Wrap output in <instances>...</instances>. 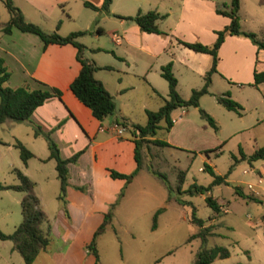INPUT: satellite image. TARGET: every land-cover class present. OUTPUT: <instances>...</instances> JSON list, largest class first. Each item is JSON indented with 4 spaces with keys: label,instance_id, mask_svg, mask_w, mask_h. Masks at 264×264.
Listing matches in <instances>:
<instances>
[{
    "label": "rangeland",
    "instance_id": "obj_1",
    "mask_svg": "<svg viewBox=\"0 0 264 264\" xmlns=\"http://www.w3.org/2000/svg\"><path fill=\"white\" fill-rule=\"evenodd\" d=\"M11 1L26 20L44 31L55 30L64 35L70 31L84 30L77 40L85 46V57H100L101 60L108 57L104 51L91 54L88 48L107 46L108 33L95 34L96 26L109 30L117 25V17L108 15L96 19L93 8L83 5L82 0ZM211 1L215 9L229 0ZM114 2L117 5L121 3L120 0H112L111 4ZM203 16L199 26L204 22V28L194 33L200 39L193 37V40L202 43L201 40H207L204 43H210L212 39L208 38L213 37L215 30L226 23V18L216 16L217 26L214 27L213 19ZM7 17L0 0V22ZM90 18H93L91 27L86 23ZM238 22L241 29L252 31L257 38L264 39V2L239 0ZM12 31L9 34L0 29V57L4 58L11 70L8 82L18 84L22 80L21 71L35 62L37 53L29 39L18 37L19 32L14 28ZM29 35L38 39L35 34ZM257 49L258 58L255 60ZM218 55L217 70L210 74L207 91L198 97V106L212 116L216 129L199 114L196 106H187L183 108L184 113L179 115L180 119L176 115L172 127L167 131L158 128L155 132L157 138L170 144L157 146L146 141L147 148L141 150V155L142 163L148 162L151 168L164 173L172 186L178 169H185L182 189L191 182L207 184L211 176L201 169L203 161L210 164L215 173L225 174V182L213 184L206 193L188 194L182 191L177 194L173 191L165 201L167 191L163 183L142 167L123 189V195L112 209L109 223L95 236L98 254L96 264H193V254L201 244L223 245L229 251L226 257L214 258L207 264H232L237 261L264 264V220L261 217L264 207V156L250 161L241 156L264 144V81L256 86L248 84L252 69L264 70V47L257 48L244 35L230 34L226 35L219 47ZM192 76L191 82L195 84L192 87L199 86L200 78L195 74ZM156 77L165 81L158 73ZM188 82L181 81L179 77L177 91L183 98L189 94ZM226 91L241 105L239 113L226 109L216 101L215 96ZM123 95L126 98L123 102H119L118 98L114 101L117 106H121V115L134 123L143 124L144 109L154 110L161 104V100L152 93L149 83L142 80H138ZM178 112L180 109L174 113ZM121 115L118 114L117 118ZM33 126L36 124L29 118L22 121L6 119L0 123V182H17L11 168H19L28 178L35 180L33 189L39 199L38 206L46 215L41 229L47 233L49 242L45 249L36 253L32 264H93V258L84 245L98 222V213L88 210V203L77 200L74 194H71L69 202L65 200L64 203L56 197L58 179L54 161L45 158L48 152L45 139L41 134H33ZM122 134L129 139L127 129L124 128ZM14 139L33 152L25 164L21 162L17 149L9 143ZM203 149H207L206 154ZM10 162L12 164L9 165ZM88 162L86 156L79 162L69 163L70 166L74 165L71 168L72 182L78 180V173L82 174L83 170L81 166L87 168ZM252 166L258 167L260 171H255ZM247 183L252 185L251 189L246 186ZM235 185L245 194L258 196L263 203L238 195L233 188ZM80 190L84 191L85 186L81 185ZM207 193L220 202L222 209L211 219L207 217L213 214L212 209L204 201ZM20 197V191L0 189L2 232H10L19 222ZM176 197L182 202H177ZM158 206H163V210L156 216L155 227H151V216ZM191 206L204 224H211V234L202 243L198 237L186 239L197 229L196 224L188 219ZM67 208L71 212V219L68 218ZM254 222L259 223L255 225ZM0 264H25L17 250L12 248L9 239H0Z\"/></svg>",
    "mask_w": 264,
    "mask_h": 264
},
{
    "label": "crops",
    "instance_id": "obj_2",
    "mask_svg": "<svg viewBox=\"0 0 264 264\" xmlns=\"http://www.w3.org/2000/svg\"><path fill=\"white\" fill-rule=\"evenodd\" d=\"M88 1L96 6H99L101 3V0ZM111 1L107 12L97 8L93 9V14L96 19H100V17L104 18L108 15L115 16L118 18L117 25L109 28V30H104L103 26H96L95 34L108 33L109 41L107 42V46L97 45L88 48V51L91 54H96L99 51L106 52L108 57L105 60H101L100 57L95 58L94 56L89 59L98 66L93 70V76L112 95L113 101L115 98H118L119 102H123L126 99L123 94L133 88L138 80L148 82L151 90L154 89L161 95H165L167 84L165 81L159 80L156 77V73L159 75V66L167 61L171 63V70L176 78L177 90L179 77L181 81H190L188 82V87L191 88L195 85L194 82H191L193 79L192 75L195 74L200 78L201 84V75L210 65V55L185 47L178 42V38L187 41H192L193 37L200 39L194 33L204 28V22L202 26H199L202 20L201 17L204 18L203 15L208 19L212 18L215 22L213 26H217L216 16L221 14L214 11L211 0H120L121 3L119 5L115 2L111 4ZM147 9H154L163 14V16L156 20L157 27L163 33L141 31L131 19L115 15H132L137 10L145 11ZM221 16L226 18L227 23V17L225 15ZM92 19L90 18L89 22H86L89 27L93 23ZM12 30L13 28H11L9 34H12ZM14 30L17 29L14 28ZM189 30H192V32ZM17 31L19 32L17 33L18 37L23 38V40L29 39L32 42L35 53H37L35 62L28 69L20 67L24 71H21L20 78L22 80L18 84L27 81L31 87H34L35 84L30 79L32 77L61 90L60 99L51 96L34 107L29 115V120L38 125L41 131H47L49 136L51 135L50 137L56 143L61 157H67L76 150L80 152L74 161L79 162L88 156V166L86 168L79 165L83 170L82 174L78 173V180L75 182L71 181V168L74 165L70 166V162L67 163L68 176L64 197L69 202L71 194H74L73 196H76L77 200L81 199V201L87 202V209L98 213L97 220L99 222L102 212L107 208V204L114 199L117 191L123 184L122 178H111L106 168H112L120 172H129L135 166L133 142L126 136H123L124 128H122L121 132L117 133L114 126L115 119H118V114L121 115V106H117L114 101V113L109 118L105 116L99 122L90 114L89 109L76 99L68 88L69 81L79 67V63L74 56V46L69 43H48L44 47H41L39 38L34 39V37L29 35V32ZM226 35L221 44L224 42ZM214 36L215 32L213 37H209L208 40H213ZM201 41L204 43L207 40ZM258 52L259 50L257 49L255 51V60L258 58ZM20 53L22 54V52ZM2 59L5 65L8 66L4 58ZM218 62L219 58L216 68ZM146 63H148L147 67ZM102 65H108L109 68H103L101 67ZM10 76L11 70H9V76L5 83L9 84V86L18 85L8 82ZM132 77L134 78L133 80ZM177 109H180V112L176 114L174 112ZM182 113H184L183 107L173 108L169 113L172 122H176V115L180 119L179 115ZM172 126L171 124L170 127ZM9 143L11 144V142ZM168 143L170 144V142ZM10 164L12 163L10 162ZM252 169L257 172L259 170L256 166H252ZM33 182L35 183V180ZM81 185L85 186L84 191L80 190L81 188L79 187ZM261 202L263 203L262 200ZM67 215L71 219L69 209ZM258 223L254 222L255 225ZM50 229L53 231L52 228ZM255 236L257 237V233Z\"/></svg>",
    "mask_w": 264,
    "mask_h": 264
},
{
    "label": "trees",
    "instance_id": "obj_3",
    "mask_svg": "<svg viewBox=\"0 0 264 264\" xmlns=\"http://www.w3.org/2000/svg\"><path fill=\"white\" fill-rule=\"evenodd\" d=\"M111 0H101L99 6L94 5L88 0H82L83 5L93 8L101 9L107 12ZM259 3L264 0H258ZM2 3L7 11L8 17L5 21L0 22V29L4 33H9L11 28H15L21 32H29L35 34L41 41V47L48 43L64 44L69 43L75 48V59L79 63V67L75 75L68 83V88L76 99L89 109L90 114L99 122L107 115L113 114L115 111V104L112 95L104 88L102 83L93 76V70L98 66L83 55L85 46L77 40V36L84 33V30L70 31L64 35L58 34L55 30L44 31L38 25L26 20L20 9L12 3L11 0H2ZM238 7L239 0H229L228 3H222L220 7H215L214 11L218 14L227 17V23L221 28L215 30V36L210 43H202L198 40L187 41L178 38V42L187 48L194 51L205 52L210 55L211 61L207 70L201 75L202 82L197 87H191L186 98L180 96L176 89V78L171 70L170 61L165 62L159 66V74L167 84V91L165 95H161L154 89L152 93L161 100V104L156 109H144L145 121L143 124L129 121L126 117L115 119V124L121 128H125L129 132V139L133 142V159L135 166L129 172H120L112 168H106L107 173L111 178H122L123 184L117 191L114 199L107 204V208L102 212L100 221L91 232L89 240L85 243V250L91 254L93 264L98 260V254L95 246V236L102 232L105 225L109 223L112 216V209L117 203L118 199L123 194L124 185L131 180V178L144 167L148 172L156 176L163 183L166 188L167 195L165 201L170 198V193L175 191L177 194L184 191L188 194L208 192L213 184L225 182V174L220 175L213 171L210 164L203 161L201 169L208 172L211 176L210 181L203 185L191 182L186 188H181L185 169H178L176 172L175 183L170 185L166 179L165 174L161 171L151 168L150 163H142L141 150H145V142L149 141L157 146L169 145V143L161 138L155 136L158 128H163L167 131L171 124L170 111L176 107L196 106L199 114L206 120V122L215 130L216 123L212 116H210L203 108L198 106V97L200 94L207 91L210 82V74L217 70L216 64L218 60V47L224 39L226 34H241L248 37L257 48L264 47V39H259L252 31H246L240 28L238 22ZM121 18H127L134 21L138 29L146 32L163 33L156 24V20L163 16L154 9H147L145 11L137 10L132 15H118ZM56 28V27H55ZM103 68H109L108 65H102ZM9 76V69L0 57V123L6 119L15 121L27 120L34 107L41 104L46 98L55 96L60 99L61 90L53 85H49L43 81L35 78H30L35 84L31 87L28 82L9 86L5 82ZM264 81V70H252V79L248 84L256 86L258 83ZM216 101L226 109L234 110L239 113L241 105L232 99L229 93L222 92L215 96ZM33 134H41L48 149L45 158H52L54 161L55 174L58 179V192L56 197L65 202V188L67 185V163L75 160L80 151H76L67 157H61L58 147L53 139L49 136L47 131H41L38 125L33 126ZM2 142V141H0ZM17 151L22 163H25L27 158L33 153L27 149L24 144L14 139L11 142ZM215 148V147H213ZM207 149H203L206 154ZM247 161L261 158L264 156V144L254 149L251 153L241 154ZM17 178V182L5 183L0 182V189H13L21 192L19 200L20 220L14 228L8 232L0 230V239H9L12 242V248L17 250L25 264H32V261L39 250L45 249L49 242V237L45 231L41 229V223L45 221L46 215L38 206V198L34 192V182L28 178L19 168L12 167ZM81 188V187H79ZM234 191L246 199H251L260 202V199L252 194H245L235 185ZM177 202H182L180 198H175ZM205 203L210 206L213 214L208 216L211 219L215 214L221 212L218 200L211 194L204 195ZM163 210V206H158L151 216V227H155L156 216ZM264 219V207L261 214ZM188 219L196 224L197 229L190 234L186 239L198 237L204 242L207 235L211 234V224L203 223V219L194 214V208L191 206ZM229 254L228 249L223 245L204 246L200 245L193 254V264H207L214 258L226 257ZM232 264H248L247 262H234Z\"/></svg>",
    "mask_w": 264,
    "mask_h": 264
},
{
    "label": "built area",
    "instance_id": "obj_4",
    "mask_svg": "<svg viewBox=\"0 0 264 264\" xmlns=\"http://www.w3.org/2000/svg\"><path fill=\"white\" fill-rule=\"evenodd\" d=\"M114 126H115V129H116V132H117V133L121 132V130H122L121 127L117 126L115 123H114ZM258 180H259V179H258ZM246 186H247L248 188H250V189L252 188V185H251L250 183H247Z\"/></svg>",
    "mask_w": 264,
    "mask_h": 264
}]
</instances>
